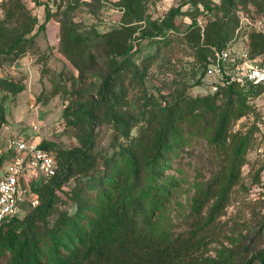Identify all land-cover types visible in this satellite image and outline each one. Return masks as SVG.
Here are the masks:
<instances>
[{"label": "trees", "instance_id": "obj_1", "mask_svg": "<svg viewBox=\"0 0 264 264\" xmlns=\"http://www.w3.org/2000/svg\"><path fill=\"white\" fill-rule=\"evenodd\" d=\"M32 2L46 8L38 30L25 0H7L2 5L0 67L35 48L39 32L51 19L46 3ZM249 3L264 18V0H241L243 5ZM193 5L201 8L193 16L206 18L203 34L196 22L185 27L177 23L179 9L171 10L136 44L124 28L96 33L102 39L94 42L87 33L63 27L64 55L80 72L92 66L94 52L104 46L109 47L107 70L91 100L64 113V124L76 133V143L63 148L41 141V148L54 157L57 173L35 186L36 207L24 206L21 215L0 224V264H228L204 254L199 233L224 213L233 188L240 183L252 137L232 133L231 127L250 113L248 100L261 90L237 79L227 83L224 73L225 82L213 83L216 91L193 93L204 84L214 49L223 50L232 43L239 26L232 0H196ZM115 40L119 45L112 49ZM249 40L250 58L264 61V35L252 32ZM150 48L153 52L144 54ZM180 51L202 67V79L192 87L169 88L168 93L151 91L152 66L158 61L173 73V52ZM0 90L17 95L24 86L0 76ZM60 92L54 89L53 97ZM4 122L1 108L0 130ZM100 127L111 132L108 149L98 148ZM185 131L208 135L230 163L207 189L195 187V225L202 224L204 208L213 202L207 221L199 230L177 235L158 219L177 187L167 174L186 139ZM6 157L9 164V151ZM70 183L73 186L67 187ZM66 206L74 212L63 209ZM256 258L264 264V251Z\"/></svg>", "mask_w": 264, "mask_h": 264}, {"label": "rangeland", "instance_id": "obj_2", "mask_svg": "<svg viewBox=\"0 0 264 264\" xmlns=\"http://www.w3.org/2000/svg\"><path fill=\"white\" fill-rule=\"evenodd\" d=\"M6 1L0 2V21L5 18L2 5ZM25 1L36 18L38 30L45 21L46 8L36 5L34 0ZM38 1L47 4L52 16L45 29L39 32L35 48L29 49L22 59L6 62L0 67V76L24 86V91L17 95L0 90V110L3 108L5 117L0 130V158L3 159L0 174L8 165V145L13 139L49 140L63 148H70L77 141L76 133L64 124V113L68 107L78 109L87 104L95 95L100 78L107 70L109 47L96 50L92 66L80 72L79 67L64 55L63 27L66 31L72 28L87 33L94 42L102 39L96 33L104 35L124 28L132 33L131 40L136 44L142 34L152 33L155 26L167 19L171 10L179 9L181 12L175 18L178 24L185 27L196 22L201 34L205 31L206 18L193 16L201 9L193 5L196 0ZM232 2L239 17L233 40L250 41L249 36L252 32L258 33L256 25L264 24V18L252 4L243 5L241 0ZM9 26L16 28L13 23ZM118 45V40L112 41V49ZM173 55L176 56L170 67L173 73L166 72L167 68L160 67L158 61L152 66L151 91L168 93L169 88L192 87L202 79V67L193 58L183 51L173 52ZM216 76L215 73L206 74L204 84L196 87L193 93L212 91ZM57 87L61 92L53 97L52 92ZM248 105L250 113L231 127L232 133L252 137L240 183L233 188L224 213L199 233L203 237L204 254L217 261L226 260L228 264H260L256 257L264 251V101L253 96ZM98 131V148L108 149L111 132L105 127ZM185 138L173 158L174 167L167 174L177 187L158 219L162 227L177 235L199 230L207 221V212L213 202L205 206L202 224L195 225L192 213L195 187L207 189L229 169L230 163L225 152L212 143L208 135L185 131ZM108 152L113 153L112 150ZM72 186L70 183L67 187ZM63 209L74 212L68 206Z\"/></svg>", "mask_w": 264, "mask_h": 264}, {"label": "built area", "instance_id": "obj_3", "mask_svg": "<svg viewBox=\"0 0 264 264\" xmlns=\"http://www.w3.org/2000/svg\"><path fill=\"white\" fill-rule=\"evenodd\" d=\"M1 2V0H0ZM257 32L264 35V24L256 25ZM249 41L236 38L223 50L214 49V58L207 74L215 73V83L234 80L253 84L260 88L264 101V61L252 60ZM225 71V72H224ZM213 91L217 86L213 85ZM36 138L13 139L8 145L12 158L0 174V224L23 213L24 206L36 207L39 198L35 186L47 182L57 173L54 157L40 146Z\"/></svg>", "mask_w": 264, "mask_h": 264}]
</instances>
